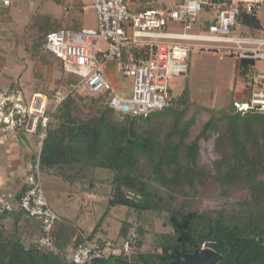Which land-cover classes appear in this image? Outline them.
I'll return each instance as SVG.
<instances>
[{"label":"trees","instance_id":"16d2710c","mask_svg":"<svg viewBox=\"0 0 264 264\" xmlns=\"http://www.w3.org/2000/svg\"><path fill=\"white\" fill-rule=\"evenodd\" d=\"M32 24L36 48L46 53L47 34L71 29L50 16H37ZM243 31L257 33L251 28ZM252 64L251 59H236L234 85L247 82ZM61 83L57 87L66 90L70 81L62 78ZM8 87L24 94L16 81ZM40 90L49 98L53 92L35 88ZM238 99L232 97L221 108H197L184 87L175 97L170 91L165 108L142 115L115 112L103 95L67 92L54 108L50 100L49 121L37 149L41 176L73 186L91 184L98 180L97 170H105L109 178L98 181L109 184L107 207L88 234L67 218L61 217L44 232L41 222L22 210L1 212L0 264H73L70 257L80 240L78 231L89 239L112 242L114 252L91 264L121 260L162 264L201 248L221 255L216 264H264V112L239 111L234 106ZM202 111L209 116L192 136ZM210 139L217 157L207 164L202 160L201 141ZM6 148L2 142L0 169L7 165ZM32 157L33 163L36 153ZM23 188L21 183L17 197ZM116 204L126 205L127 211L111 239L98 231H104L102 223ZM8 216L9 228L3 222ZM146 233H151L152 243L143 250ZM31 236L36 238L28 241ZM41 236L48 237V244L38 241ZM125 243L130 253L123 249Z\"/></svg>","mask_w":264,"mask_h":264},{"label":"built area","instance_id":"2783aa9c","mask_svg":"<svg viewBox=\"0 0 264 264\" xmlns=\"http://www.w3.org/2000/svg\"><path fill=\"white\" fill-rule=\"evenodd\" d=\"M92 1L94 28L53 31L44 44L65 72L77 79L70 81L66 90L52 89L50 98L42 91L26 96L14 87L0 86L1 135L32 134L39 149L49 121V102L54 108L67 92L103 95L107 105L119 113L142 115L162 110L168 105L171 80L185 76L189 53L202 49L253 60L247 82L241 84L244 93L234 106L239 111L264 112V70L256 66L257 61L264 62V35L244 32L250 26L241 18L242 12L258 11L264 0H183L175 7L150 5L142 9L130 6L136 0ZM11 2L0 0L5 6ZM112 73L132 79L131 93L114 87L109 79ZM38 160L39 150L21 179L24 188L19 197L16 191L0 188V213L22 210L38 219L47 232L61 217L46 201ZM78 234L80 240L70 257L73 264H91L114 252L110 240L89 239L81 231ZM38 241L48 244L49 239L41 236ZM123 249L131 252L129 243Z\"/></svg>","mask_w":264,"mask_h":264},{"label":"rangeland","instance_id":"374dc122","mask_svg":"<svg viewBox=\"0 0 264 264\" xmlns=\"http://www.w3.org/2000/svg\"><path fill=\"white\" fill-rule=\"evenodd\" d=\"M80 3L86 5L83 14H81L83 9L78 6ZM91 4H93L92 0H12L10 5L0 4V85L7 86L9 80L16 79L19 83L18 86H22L24 94L30 96L32 93L30 89L23 86L26 81L33 82L34 85V78H38L36 85L39 89L45 88L42 86L45 75L36 74L33 75L34 78L29 75L31 72L30 62L33 60L35 67L37 63H42L43 66L50 64L48 60V63L44 60L42 62V57L48 53L43 48H36L34 39L36 35L32 21L37 16H50L59 19L64 28H77V30L94 28L96 18ZM241 15L243 21L250 22L251 25L258 28L252 27L258 35H264V5L256 12H242ZM235 63L236 59L231 55H220L218 52L205 49L192 50L188 57V73L185 76H175L171 80L172 97L177 96L182 88L187 87L191 100L198 104L197 108H221L227 105L232 97L240 99L241 95L237 94L236 89L242 85L240 83L234 85L235 81L233 80ZM256 66L260 70H264V62L257 61ZM38 67L36 68L38 69ZM55 69L56 86L62 84V78L67 81L77 79L65 72L59 59L56 61ZM109 79L115 88L121 90V87H124L128 93H131L132 79L130 77L121 78L118 74L112 73L109 75ZM208 116V112L205 113V111L199 114L197 125L192 130V136L198 132L200 125ZM201 152L203 162L211 164L217 157L212 139L201 141ZM95 176L98 180L101 178L107 180L110 175L105 170L98 169ZM41 179L50 206L60 217L74 222L85 234H88L106 210L109 192L107 181L95 180L91 184L84 182L69 186L59 178L48 175H42ZM126 211V205L112 206L101 226L105 232L99 230L98 234L114 239L120 220ZM3 222L9 228L11 217L8 216ZM156 226L158 227V223ZM35 238L36 236H31L28 241ZM151 243V233H146L142 249H149Z\"/></svg>","mask_w":264,"mask_h":264},{"label":"crops","instance_id":"0c3cea01","mask_svg":"<svg viewBox=\"0 0 264 264\" xmlns=\"http://www.w3.org/2000/svg\"><path fill=\"white\" fill-rule=\"evenodd\" d=\"M181 1L183 0H136L130 2V6L136 9H142L150 5H156L161 7H175ZM80 4H78V6L81 9H83V12H81V14H83L86 5L83 3ZM91 6H93V4H91ZM95 18H96V13H95ZM249 26L251 29H253L252 27L257 28L256 26H253L251 24H249ZM88 28H92V27H88ZM47 60L49 61L50 64L48 66H43L42 63H37L36 65L39 66L38 69L36 68L37 66L35 67V65H33L35 63L34 60L30 62L31 72L29 75H31L32 78H34L35 76L33 75L36 74L45 75L46 77L44 78L42 86H45V88H47L48 90H52L55 87H57L55 85L56 80L54 78V75L56 73L55 65L57 59L50 54L47 57ZM34 80H35L34 85L32 84L33 82L28 83L29 81L28 82L26 81L25 86L23 87L26 89H30L31 92L35 91L36 86L38 87V85H36V82H38V78H34ZM11 81H16L17 84H19L18 80L16 79L9 80L7 84L9 85ZM0 86L7 87L3 85ZM20 86L21 85H19V87ZM20 88L23 90L22 86ZM236 91L237 94H243L244 88L239 87L236 89ZM0 136H1L0 144L4 142L7 147L6 154L8 159L7 165L4 168L0 169V188L17 191V189L21 186V179L29 172V164L32 161L33 158L32 156L35 155V153L37 152L38 148L36 144V139L32 134L31 135L25 134L23 137L13 136V135H7V136L0 135Z\"/></svg>","mask_w":264,"mask_h":264},{"label":"water","instance_id":"95a60500","mask_svg":"<svg viewBox=\"0 0 264 264\" xmlns=\"http://www.w3.org/2000/svg\"><path fill=\"white\" fill-rule=\"evenodd\" d=\"M221 259V255L210 248H201L191 253H187L181 260L169 261L162 264H216ZM118 264H129L125 260Z\"/></svg>","mask_w":264,"mask_h":264}]
</instances>
